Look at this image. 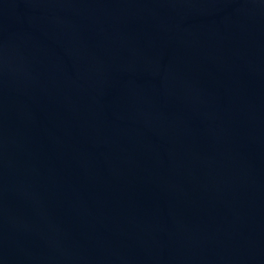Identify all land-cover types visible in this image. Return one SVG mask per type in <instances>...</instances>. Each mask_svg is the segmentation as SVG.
Instances as JSON below:
<instances>
[{
    "label": "water",
    "instance_id": "1",
    "mask_svg": "<svg viewBox=\"0 0 264 264\" xmlns=\"http://www.w3.org/2000/svg\"><path fill=\"white\" fill-rule=\"evenodd\" d=\"M0 264H264V0H0Z\"/></svg>",
    "mask_w": 264,
    "mask_h": 264
}]
</instances>
